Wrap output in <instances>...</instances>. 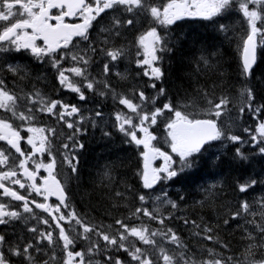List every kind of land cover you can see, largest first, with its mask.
Here are the masks:
<instances>
[{"label": "flooded vegetation", "instance_id": "flooded-vegetation-1", "mask_svg": "<svg viewBox=\"0 0 264 264\" xmlns=\"http://www.w3.org/2000/svg\"><path fill=\"white\" fill-rule=\"evenodd\" d=\"M101 1L114 3V8L97 11ZM211 1V6L201 9L199 0H86L84 11L72 19H63L64 9H53L44 26L75 25L86 16L90 25L84 37L66 40L63 48L52 53L37 32L25 27L47 8L49 0H0V264L136 263L131 247L125 252L114 238L99 247L106 257L118 256L116 263L96 259L98 246L90 240L92 236L86 244L76 242L83 235L79 231L80 237L76 236L72 221L79 216L90 233L91 215L61 207L44 190L46 179L60 181V167L46 152V132L54 131L58 140L73 136L75 103L84 102L81 99L86 95L89 121H102L100 104L91 98L94 90H101L98 82L129 83L132 80L126 73L136 70L146 82L152 74L160 75L156 66L162 65L164 29L141 28V18L162 22L196 17L235 19L237 3L241 10L246 8L243 0ZM230 2L234 11L222 15L223 6ZM18 26L25 28L7 38ZM46 97L53 99L47 108ZM115 238L119 241L121 237ZM71 241L76 242L73 247ZM124 253L128 263L120 258Z\"/></svg>", "mask_w": 264, "mask_h": 264}, {"label": "trees", "instance_id": "trees-1", "mask_svg": "<svg viewBox=\"0 0 264 264\" xmlns=\"http://www.w3.org/2000/svg\"><path fill=\"white\" fill-rule=\"evenodd\" d=\"M221 26L215 31L220 26L214 22L187 23L175 36H170L165 46L164 80L151 93V103L169 101L186 114L211 117L213 105L223 97L228 99L226 103L231 109L240 104L244 90H248L256 100L252 110L258 108L264 119V49L251 78L244 80L236 60L240 48L238 25L224 22ZM223 33L230 35L229 40L217 36ZM203 72L207 74H199ZM209 72H213V76L208 75ZM227 79L230 84L221 88L226 92L213 95L218 90L214 88L227 83ZM244 83L247 85L242 90ZM248 128L254 132L256 125L251 124ZM82 131L84 134H79V138H71L74 147L77 144L82 146L78 169L75 175L66 176L77 210L80 214L94 215V222L110 226H116L115 223L128 225L131 220L140 219L143 213L139 212L141 204L137 201L134 179L139 178L142 172V151L132 145L127 136L119 135L115 130L100 132L82 128ZM154 131L158 138L152 145L169 153V141L163 126L157 125ZM239 134L243 137V132ZM174 161V171L178 175L170 200L176 202V207L154 208L151 215L148 213V219L151 224L158 225L159 232H168L169 226L171 234L180 241L178 254L185 260H201L207 256L213 263L220 264H230L232 260L249 264L250 252L263 257L264 247L256 242L261 239H253L241 224L246 212L240 214L238 221L230 220L237 219L233 213H238L240 207L246 205V200L251 198L255 203L264 192V136L257 137L251 146L241 150L234 145L216 153L205 148L184 160L175 157ZM78 177L81 181L76 179ZM209 181H215V187L209 189ZM243 186L249 189L242 192ZM74 187H79V195L73 193ZM113 187L122 189L124 194L118 192L115 195ZM202 189L206 191L201 192ZM261 208L264 210L263 205ZM262 214L256 217L253 213L247 217L248 220L259 221L258 229L264 231V211ZM159 221L167 226L161 222L159 227ZM193 227L211 238L212 243L207 238L201 242L200 249H195L194 239L188 234ZM195 231L193 236L199 237ZM260 235L264 237V232ZM245 238H249L251 243L245 242Z\"/></svg>", "mask_w": 264, "mask_h": 264}, {"label": "bare ground", "instance_id": "bare-ground-1", "mask_svg": "<svg viewBox=\"0 0 264 264\" xmlns=\"http://www.w3.org/2000/svg\"><path fill=\"white\" fill-rule=\"evenodd\" d=\"M165 54H166V52L164 50L163 55H162V61H161L163 69H165V67H166V55ZM127 74L132 75L133 78H130V76L127 75V77L130 80H132L131 82L138 83V88L136 90H134V93L132 91L127 92V91L124 90V85L123 84H125V82L116 83V82L109 81L106 84H102V83L98 82L99 85H100L101 90L99 92L94 90L93 91L94 94L93 95L91 94V98H92L93 101L96 102V105L100 104V107L98 109H99V112L103 113L104 119L102 121L100 120L98 124H95V126L94 125H89V126L82 127V128H85L87 130H98L100 132L108 131L109 128L106 127L104 120H106V122H108V115L115 111V108H114V106H112L111 103L114 101V96L117 93H119V92L121 94V97H123L124 99L131 98V96H133L134 94H137V92L145 94V95H147V97H145V100H147L149 102V105H150V103H151L149 101L150 100V95L154 91L155 86H151V85L147 84V82L145 81V79H144V77H143V75H142V73L140 71L136 70L135 72L133 71V72L127 73ZM246 85L247 84H245V83L243 84L242 90L246 87ZM154 105H156L155 102H154ZM104 106L106 107V110H103ZM151 106L152 105H150V107ZM96 111H98V110H96ZM86 113H90V110L86 109ZM235 129L238 130V126ZM60 146H61L60 142L55 144V148H56L55 155L57 157H60V155L62 154V150L60 149ZM123 172H125V171H123ZM261 176H263V175H261ZM254 178H256V175H255ZM258 179H261V178L258 177ZM214 183H215V181H209L208 182L209 189L215 185ZM158 197H166V196L160 195ZM155 202L156 201L153 198L146 197L145 198V202L144 203H140L141 205H140V211L139 212H142L144 214V213H146L148 211H151L149 213L151 215L154 208H161L162 206H166L162 201H157V204H155ZM245 203H246V206H247L248 211H249L248 215L251 216V214L254 213V211L251 208H261L262 205L264 206V192H263V194H260V198L257 197V201L255 203H253V200L251 198L246 200ZM263 211H264L263 208H261L260 215L262 214ZM233 214H237V213H233ZM88 217H89L88 215H84V218H88ZM256 217H258V216L256 215ZM134 221H138V220L137 219L131 220L130 223H132ZM91 222L100 231H109V232H110V230L114 231V232L117 231V226H110V225H106L105 226L104 224H102L100 222H94L93 220H91ZM159 222H160L159 224H161V226H162V223L164 225H166L163 221H159ZM242 222H243V225H244V231H246L250 236L252 235L253 239L254 238L261 239L260 242H258L256 240L255 241L257 242V244H260L261 248H263L264 247V237H261L260 233H262L264 231L258 229V222L259 221H257V220L256 221L255 220H248V217H244ZM121 225H124V224L122 223ZM149 226L152 227L155 231L158 230V228H157L158 225H156V224L149 223ZM194 228L195 227H193V229H189L188 230V234H189L190 238L194 239L193 242H195V249H200L202 247L203 240H205L207 238H205L203 236L194 237L193 236ZM161 230L162 229H160V231ZM168 233H171L169 226H168ZM250 253H252L250 255L251 256L250 262L252 260H257V259L262 258V256H258L254 252H250ZM196 255H198V254H196ZM218 264H220V263H218ZM230 264H243V263L241 261L238 262V261L232 260V262Z\"/></svg>", "mask_w": 264, "mask_h": 264}, {"label": "rangeland", "instance_id": "rangeland-1", "mask_svg": "<svg viewBox=\"0 0 264 264\" xmlns=\"http://www.w3.org/2000/svg\"><path fill=\"white\" fill-rule=\"evenodd\" d=\"M109 33V32H108ZM107 44H109L110 45V43L109 42H107ZM212 68H214V67H212ZM211 68V69H212ZM214 70V69H213ZM221 71H224V70H221ZM127 74V73H126ZM199 74H204V75H206L207 74V72H203V73H199ZM127 75H129V74H127ZM208 75H211V76H213V72H209V74ZM218 75L219 76H221V74L220 73H218ZM119 78H120V75L118 74L117 75ZM130 76V78H133L132 77V75H129ZM131 81H129V83H127V82H125V84H123L124 85V90L125 91H127V92H129V91H132L133 93H134V90H136L137 88H138V83H130ZM226 82L227 83H223V85L222 86H220L219 88H214V89H218L217 90V93L216 94H213V95H218V94H220V93H225L226 91L225 90H223V89H221V88H223V86L224 87H226V86H228L229 84H230V80L229 79H227L226 80ZM261 91V90H260ZM140 92H137V94H134L133 96H131V98H129V99H126V100H129V101H132V100H134V98H135V96H137L138 94H139ZM97 94V93H96ZM252 94H251V92H249L248 90H244V92H243V94H242V97H241V99H240V104H237L235 107H233V108H231L232 109V112L231 113H229V115L227 116V115H225L224 116V118H223V121H222V125L224 126V128H226V129H231V130H233V131H236V127L238 126V130L239 131H246V130H248L247 128H248V126H249V122L248 123H246L245 122V117L247 116V115H249V113L252 111V107H250L249 109H248V113L246 114V115H244L243 116V119H240L239 117H238V115L237 114H234V111H236V110H240V109H242V108H244V107H247V98L249 97V96H251ZM144 97H147V95H145L144 94ZM150 105H152V106H154V103L152 102V103H150ZM150 105H149V102L147 101V100H145V103H144V105L141 107L144 111H147V109H149L150 108ZM151 106V107H152ZM149 117L147 116V115H142L141 116V123H143L144 121H146L147 119H148ZM247 120H249V119H247ZM171 141L173 142V139H171ZM173 149V151L175 152V153H177L178 155H180L181 157H184L185 155L184 154H181V153H179V152H176V150H175V146L172 148ZM78 181L80 180L81 181V178L80 177H78V178H76ZM78 183V182H77ZM79 184V183H78ZM124 188V186H122V189ZM122 189H119V188H115V187H113V191L115 192V195H117L118 194V192L121 194V195H123L124 193H123V191H122ZM73 193L75 194V195H79L78 193H79V187H74V190H73ZM191 201V200H190ZM155 204H157V201L155 202ZM186 209V208H185ZM253 211H254V213H255V215H257V214H259L260 212H261V208H251ZM251 210V211H252ZM151 211H148V213H150ZM91 215V214H90ZM91 217H93V218H95V216L94 215H91ZM241 224L243 225V222L241 221ZM258 224H260L259 222H258ZM195 231V230H194ZM199 236H203V237H205V235H203V234H201V233H198L197 231H195ZM141 236V235H140ZM205 238H209L208 236L207 237H205ZM244 241L246 242V238L244 239ZM192 260H200V259H196V258H191Z\"/></svg>", "mask_w": 264, "mask_h": 264}, {"label": "water", "instance_id": "water-1", "mask_svg": "<svg viewBox=\"0 0 264 264\" xmlns=\"http://www.w3.org/2000/svg\"><path fill=\"white\" fill-rule=\"evenodd\" d=\"M243 64L244 67L248 70L252 67L255 60V39L254 36H251L247 39L244 51H243ZM204 127H209L212 130V125L210 123H204V122H195L193 124H185V123H178L171 127V130L173 134L177 137L179 142V147L182 150H195L197 148H200L199 145H197V141H201L200 139L203 138V136L198 135V133L202 130ZM185 139H187L185 141ZM201 143V142H200Z\"/></svg>", "mask_w": 264, "mask_h": 264}]
</instances>
